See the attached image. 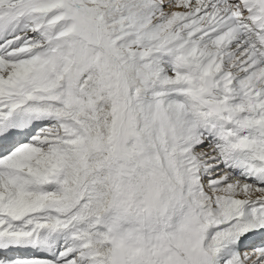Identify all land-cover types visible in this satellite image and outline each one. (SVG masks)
<instances>
[{
    "label": "snow or ice",
    "instance_id": "obj_1",
    "mask_svg": "<svg viewBox=\"0 0 264 264\" xmlns=\"http://www.w3.org/2000/svg\"><path fill=\"white\" fill-rule=\"evenodd\" d=\"M0 264H264V0H0Z\"/></svg>",
    "mask_w": 264,
    "mask_h": 264
}]
</instances>
